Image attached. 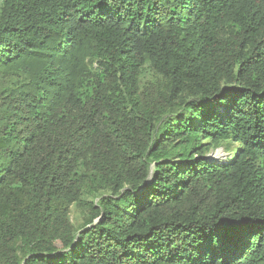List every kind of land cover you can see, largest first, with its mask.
Returning <instances> with one entry per match:
<instances>
[{
  "label": "trees",
  "instance_id": "obj_1",
  "mask_svg": "<svg viewBox=\"0 0 264 264\" xmlns=\"http://www.w3.org/2000/svg\"><path fill=\"white\" fill-rule=\"evenodd\" d=\"M0 264H264V0H1Z\"/></svg>",
  "mask_w": 264,
  "mask_h": 264
},
{
  "label": "rangeland",
  "instance_id": "obj_2",
  "mask_svg": "<svg viewBox=\"0 0 264 264\" xmlns=\"http://www.w3.org/2000/svg\"><path fill=\"white\" fill-rule=\"evenodd\" d=\"M1 1V0H0ZM237 145L233 144L230 149L226 146L214 151L209 155L212 159H215L218 162H230L232 161L237 153ZM220 157L218 158V156ZM219 159V160H218ZM83 212L79 208L73 207L72 219L77 220L79 222H83L82 220Z\"/></svg>",
  "mask_w": 264,
  "mask_h": 264
},
{
  "label": "bare ground",
  "instance_id": "obj_3",
  "mask_svg": "<svg viewBox=\"0 0 264 264\" xmlns=\"http://www.w3.org/2000/svg\"><path fill=\"white\" fill-rule=\"evenodd\" d=\"M220 157V155L218 156V158ZM215 160V159H214ZM219 160V159H218Z\"/></svg>",
  "mask_w": 264,
  "mask_h": 264
}]
</instances>
